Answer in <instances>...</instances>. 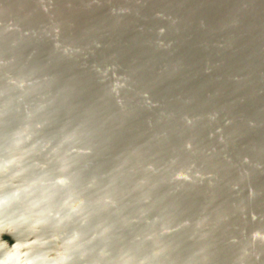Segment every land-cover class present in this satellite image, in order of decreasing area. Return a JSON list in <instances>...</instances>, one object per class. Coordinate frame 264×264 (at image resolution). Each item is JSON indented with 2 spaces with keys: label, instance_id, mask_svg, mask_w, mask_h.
Returning a JSON list of instances; mask_svg holds the SVG:
<instances>
[{
  "label": "water",
  "instance_id": "obj_1",
  "mask_svg": "<svg viewBox=\"0 0 264 264\" xmlns=\"http://www.w3.org/2000/svg\"><path fill=\"white\" fill-rule=\"evenodd\" d=\"M0 264H264V0H0Z\"/></svg>",
  "mask_w": 264,
  "mask_h": 264
}]
</instances>
